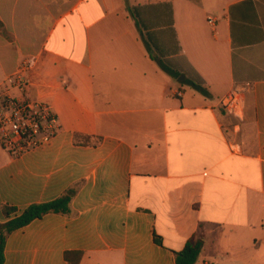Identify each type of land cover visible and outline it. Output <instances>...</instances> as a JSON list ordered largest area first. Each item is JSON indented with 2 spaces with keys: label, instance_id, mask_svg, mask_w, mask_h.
I'll return each mask as SVG.
<instances>
[{
  "label": "crops",
  "instance_id": "0c3cea01",
  "mask_svg": "<svg viewBox=\"0 0 264 264\" xmlns=\"http://www.w3.org/2000/svg\"><path fill=\"white\" fill-rule=\"evenodd\" d=\"M0 22V86L30 63L18 94L60 124L20 158L0 146V223L72 194L4 264H177L193 238L196 264H264V0H0Z\"/></svg>",
  "mask_w": 264,
  "mask_h": 264
},
{
  "label": "built area",
  "instance_id": "2783aa9c",
  "mask_svg": "<svg viewBox=\"0 0 264 264\" xmlns=\"http://www.w3.org/2000/svg\"><path fill=\"white\" fill-rule=\"evenodd\" d=\"M208 23L217 25L215 19ZM30 69V63L21 64L0 86V146L12 158L49 146L60 130L59 119L49 103L18 94L29 83ZM241 103L242 91L236 89L222 99L221 106L240 115Z\"/></svg>",
  "mask_w": 264,
  "mask_h": 264
},
{
  "label": "trees",
  "instance_id": "16d2710c",
  "mask_svg": "<svg viewBox=\"0 0 264 264\" xmlns=\"http://www.w3.org/2000/svg\"><path fill=\"white\" fill-rule=\"evenodd\" d=\"M139 11H140L139 7H135L131 9V13L137 19L138 23L140 22ZM1 28H2V24L0 22V29ZM145 40H146L147 49L151 53L152 58L157 61L161 69L166 73H168L169 75L178 78L179 75L175 73L173 70H171L164 63L161 57L157 58L154 56L149 39H145ZM185 83L189 84L203 95L209 96V91L204 84L189 80H186ZM71 199H72V194L69 193L68 195L50 203L31 205L21 215L15 217L14 219H11L6 223L3 224L0 223V264H4L5 261V247H6V239L8 234L19 228L27 226L34 220L40 219L46 214L49 213L68 214L70 212ZM5 213L7 215L14 214L17 213V210L15 208L5 207ZM154 240L158 245L163 246V241L160 236L155 234ZM203 247H204V241L202 238L191 239L182 251L175 253L177 264H196L199 259V256L201 255Z\"/></svg>",
  "mask_w": 264,
  "mask_h": 264
},
{
  "label": "water",
  "instance_id": "95a60500",
  "mask_svg": "<svg viewBox=\"0 0 264 264\" xmlns=\"http://www.w3.org/2000/svg\"><path fill=\"white\" fill-rule=\"evenodd\" d=\"M182 78H184V77H182Z\"/></svg>",
  "mask_w": 264,
  "mask_h": 264
}]
</instances>
